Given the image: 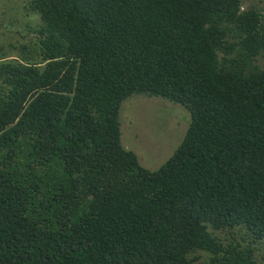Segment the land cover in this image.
<instances>
[{
  "label": "trees",
  "instance_id": "16d2710c",
  "mask_svg": "<svg viewBox=\"0 0 264 264\" xmlns=\"http://www.w3.org/2000/svg\"><path fill=\"white\" fill-rule=\"evenodd\" d=\"M245 1H24L33 35L0 56V264H264V0ZM133 96L186 112L155 170L120 143Z\"/></svg>",
  "mask_w": 264,
  "mask_h": 264
},
{
  "label": "rangeland",
  "instance_id": "374dc122",
  "mask_svg": "<svg viewBox=\"0 0 264 264\" xmlns=\"http://www.w3.org/2000/svg\"><path fill=\"white\" fill-rule=\"evenodd\" d=\"M25 0H0L1 57L14 59L17 47L33 35L26 28L35 27L37 18L23 12ZM257 0H247V3ZM120 143L131 150L145 169H157L174 151L187 124L182 107L161 99L133 96L119 110Z\"/></svg>",
  "mask_w": 264,
  "mask_h": 264
}]
</instances>
